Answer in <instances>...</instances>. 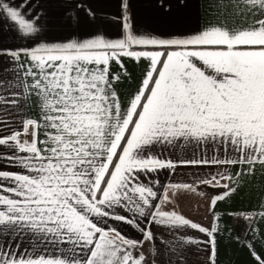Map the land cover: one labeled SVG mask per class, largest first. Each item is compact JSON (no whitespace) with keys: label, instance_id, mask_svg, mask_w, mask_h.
Instances as JSON below:
<instances>
[{"label":"snow or ice","instance_id":"snow-or-ice-1","mask_svg":"<svg viewBox=\"0 0 264 264\" xmlns=\"http://www.w3.org/2000/svg\"><path fill=\"white\" fill-rule=\"evenodd\" d=\"M156 4L172 13L171 0ZM229 6L242 23L164 34L138 29L121 0L113 39L96 9L70 0L67 36L46 42L49 24L30 0H0V264H187L201 250L217 264L218 217L205 227L167 206L204 186L221 190L198 193L212 211L264 167V0ZM82 24L89 38H73ZM6 30L23 43L7 44ZM125 58L143 66L121 89L133 79ZM32 98L38 111L21 115ZM231 165L241 166L235 177ZM182 166L224 170L161 184L159 173Z\"/></svg>","mask_w":264,"mask_h":264},{"label":"crops","instance_id":"crops-1","mask_svg":"<svg viewBox=\"0 0 264 264\" xmlns=\"http://www.w3.org/2000/svg\"><path fill=\"white\" fill-rule=\"evenodd\" d=\"M16 0H13L15 3ZM131 4L129 11L132 14V20L135 26L141 30L152 29L157 33L167 34L169 32H191L207 25L209 22L220 21L227 22L229 25L240 24L243 18L236 13L230 6L228 9L223 7L229 0H185L187 6L182 7L178 0H171L172 13L168 17H162L157 12L156 0H128ZM70 0H30V7L39 9L43 17L42 23L47 22L48 41H63L67 36L68 30L60 26L61 16L64 8L68 6ZM121 0H84V4L91 5L97 10L101 19H107L106 31L108 38H120L122 29L120 21L115 17L121 12ZM30 15V14H29ZM90 31L87 24H82L79 29V37L89 38L86 34ZM6 43L22 44L21 40H13L12 35L5 31ZM125 65L132 72V80H125L119 85L121 89L135 87L139 80L140 67L133 61L125 58ZM146 63V62H143ZM114 71L118 70L114 66ZM38 111L34 103V98L28 100L24 106L21 115L31 116ZM190 156L191 153H188ZM223 155V154H221ZM247 167V166H244ZM240 165L227 166V171L233 177L240 171ZM223 171L224 168L212 167H194L182 166L177 169L175 174H169L167 171L159 173V179L162 185L168 183H192L197 175H203L209 171ZM238 183L234 186L237 191L223 201H219L212 211L208 210L209 201L205 196L198 195L203 191L206 193H218L221 190H211L204 186H199L197 192L181 191L174 197V203L167 206V210L175 208L186 218L193 222L201 223L202 226H210L213 215L218 217V232L215 234L218 257L217 264H255L253 258L249 255V250L245 246L252 243L257 251L264 255V218L259 216V212L264 211V167L257 165L255 174H247L237 178ZM163 195L164 189L160 188ZM250 217V219L246 218ZM130 235L137 236L138 233L125 229ZM189 234L199 240H204V234L196 230H187ZM189 247V246H186ZM193 252L196 248H203L202 245L190 246ZM175 259V258H174ZM187 264H207L206 255L201 250L199 254L192 252L187 254Z\"/></svg>","mask_w":264,"mask_h":264}]
</instances>
